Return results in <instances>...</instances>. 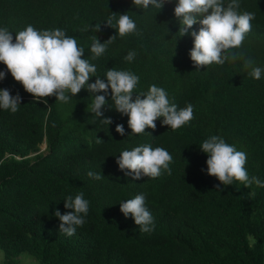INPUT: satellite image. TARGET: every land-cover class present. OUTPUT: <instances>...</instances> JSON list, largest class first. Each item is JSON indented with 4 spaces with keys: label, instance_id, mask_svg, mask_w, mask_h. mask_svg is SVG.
Masks as SVG:
<instances>
[{
    "label": "trees",
    "instance_id": "obj_1",
    "mask_svg": "<svg viewBox=\"0 0 264 264\" xmlns=\"http://www.w3.org/2000/svg\"><path fill=\"white\" fill-rule=\"evenodd\" d=\"M175 2L165 0L158 11L142 10L131 0H0V26L12 32L27 24L63 28L84 48L82 58L96 64L95 75L127 69L140 78L135 91L156 84L178 107L193 105V119L175 131L158 119L155 129H145L151 135L128 136L127 116L114 109L104 112L112 119L108 126L94 121L85 89L67 103L45 97L46 105L34 102L6 72L0 88L22 99L16 113L0 110V264H20L21 256L36 264H264V187L233 181L218 189L220 182L202 171L207 157L198 146L210 134L222 136L246 153L249 175L264 180V75L250 77L242 59L264 68V0H240V9L255 18L232 50L237 59L199 70L188 55L192 38L179 36ZM126 11L138 31L117 37L103 56L91 59L92 38L103 42L115 34L101 22L110 12ZM130 49L137 53L131 63L123 59ZM116 123L124 125L125 135L115 131ZM139 143L167 149L171 174L125 176L115 158ZM88 170L103 178L92 180ZM79 192L89 200V211L75 234L66 236L52 212L70 211L63 198ZM141 192L154 217L150 233L140 232L119 210V201Z\"/></svg>",
    "mask_w": 264,
    "mask_h": 264
},
{
    "label": "clouds",
    "instance_id": "obj_2",
    "mask_svg": "<svg viewBox=\"0 0 264 264\" xmlns=\"http://www.w3.org/2000/svg\"><path fill=\"white\" fill-rule=\"evenodd\" d=\"M132 5L142 10L163 7L165 0H131ZM173 14L179 22V36L185 34L192 38V47L188 55L197 70L210 64L223 65L226 60H235L238 49L251 30V21L255 18L252 11L241 10L240 0H176ZM101 23L114 28L115 34L101 42L95 35L89 47L91 59L103 56L107 46L117 37L135 34L138 29L135 20L128 15L110 12ZM100 23V24H101ZM100 24L91 25L96 30ZM199 27L193 29V25ZM90 25L85 26V31ZM13 33L15 38L13 39ZM84 48L74 36L66 34L63 28L37 29L27 24L21 30L12 32L0 26V63L6 66L0 69V80L6 72L19 82L23 89L32 94L34 102L48 104L45 97L54 96L55 101L67 103L81 90L88 92L91 98L89 112L94 121L100 124L112 123L111 117L105 116L107 109H114L121 116H127V127L132 134L148 133L145 129L156 128L159 119L161 125L175 131L187 125L193 119V105L186 102L178 107L171 102L167 91L156 84L148 86L146 91L137 92L139 76L127 69L107 68L103 76L95 75L96 64L83 57ZM137 53L130 49L123 59L131 63ZM243 67L253 79L264 75V68L257 66L251 58H243ZM95 77L89 82L90 77ZM110 97V103L106 100ZM19 93L11 94L7 88H0V110L16 113L21 105ZM115 131L125 135V127L115 124ZM151 135V134H150ZM199 150L206 154V171L214 176L222 186L240 182L244 187L252 184L264 187V180L250 176L245 168L246 153L238 150L217 134H210L199 143ZM172 155L161 146L139 143L131 148L119 151L116 164L125 176L138 180L146 176L154 179L162 173L171 174ZM86 176L92 180H101V172L88 170ZM119 210L125 218L131 216L138 230L150 233L154 227V217L145 203L144 193H137L131 198L121 200ZM63 207L70 211L63 214L54 209L52 215L59 220V232L66 236L75 234L77 227L85 223L89 211V200L83 192L66 195Z\"/></svg>",
    "mask_w": 264,
    "mask_h": 264
},
{
    "label": "rangeland",
    "instance_id": "obj_3",
    "mask_svg": "<svg viewBox=\"0 0 264 264\" xmlns=\"http://www.w3.org/2000/svg\"><path fill=\"white\" fill-rule=\"evenodd\" d=\"M44 147H45L44 144L40 146V152L44 151ZM0 263H1V253H0ZM20 264H36V262L30 259L28 256H21Z\"/></svg>",
    "mask_w": 264,
    "mask_h": 264
}]
</instances>
